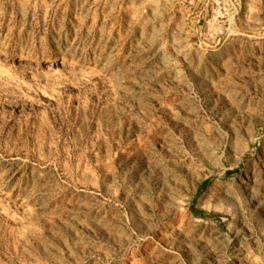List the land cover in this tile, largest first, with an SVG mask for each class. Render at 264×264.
I'll return each instance as SVG.
<instances>
[{
  "label": "rangeland",
  "instance_id": "obj_1",
  "mask_svg": "<svg viewBox=\"0 0 264 264\" xmlns=\"http://www.w3.org/2000/svg\"><path fill=\"white\" fill-rule=\"evenodd\" d=\"M0 264H264V0H0Z\"/></svg>",
  "mask_w": 264,
  "mask_h": 264
},
{
  "label": "built area",
  "instance_id": "obj_2",
  "mask_svg": "<svg viewBox=\"0 0 264 264\" xmlns=\"http://www.w3.org/2000/svg\"><path fill=\"white\" fill-rule=\"evenodd\" d=\"M143 13L145 14L146 12H145V11H143Z\"/></svg>",
  "mask_w": 264,
  "mask_h": 264
}]
</instances>
